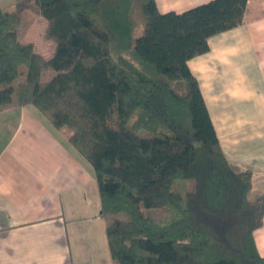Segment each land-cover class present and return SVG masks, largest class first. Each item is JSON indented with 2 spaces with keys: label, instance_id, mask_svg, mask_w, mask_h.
Listing matches in <instances>:
<instances>
[{
  "label": "trees",
  "instance_id": "trees-1",
  "mask_svg": "<svg viewBox=\"0 0 264 264\" xmlns=\"http://www.w3.org/2000/svg\"><path fill=\"white\" fill-rule=\"evenodd\" d=\"M246 1L181 12H159L155 0L0 7V107L30 104L71 130L68 142L93 168L102 214L128 215L105 228L115 264H264L253 235L264 192L252 196V173L225 156L188 66L211 36L242 22ZM134 5L144 25L132 42ZM23 11L45 19L49 56L19 39ZM46 71L56 73L41 81ZM178 179L192 189H172Z\"/></svg>",
  "mask_w": 264,
  "mask_h": 264
},
{
  "label": "crops",
  "instance_id": "crops-1",
  "mask_svg": "<svg viewBox=\"0 0 264 264\" xmlns=\"http://www.w3.org/2000/svg\"><path fill=\"white\" fill-rule=\"evenodd\" d=\"M206 1L155 0L159 12ZM208 44L188 66L225 156L252 173L254 196L264 192V0H247L242 22ZM67 136L33 105L0 107V264H115L108 244L109 256L94 251L92 235L107 225L88 216L106 214L93 168ZM253 235L264 255V217Z\"/></svg>",
  "mask_w": 264,
  "mask_h": 264
},
{
  "label": "rangeland",
  "instance_id": "rangeland-1",
  "mask_svg": "<svg viewBox=\"0 0 264 264\" xmlns=\"http://www.w3.org/2000/svg\"><path fill=\"white\" fill-rule=\"evenodd\" d=\"M15 0H0V7L6 8L7 10H12L14 8ZM132 18L134 21V28L132 32V42L135 41V39L142 33L143 25H144V18L139 11L138 8H136V5H134L132 9ZM46 21L38 13H32L29 11H23L21 15V20L19 23V29H18V37L23 42H31L35 45L37 51L41 52L44 56H49L50 52L53 48L52 41L44 38V29H45ZM56 73V71H46L43 72L40 76L41 81H48L53 77V75ZM19 81L22 80V78H18ZM17 82L14 81L13 85ZM5 85L0 84V89L3 88ZM13 100L15 99V93L12 94ZM63 131L66 133H70L71 130L68 127H62ZM172 189L177 190L181 192L182 194H185L187 191L192 189V183L191 181L184 180V179H178L176 180L173 185ZM88 219L91 220L92 223H95L98 227L102 225V222L104 225H108L115 219H121L126 220L128 218V215L124 212H116V213H109L106 215H97L96 211L93 209L89 213ZM102 218V220H100ZM99 224V225H98ZM104 228V227H103ZM101 227L100 232L95 231L93 233V244H94V251L95 253H104L105 255L109 256L108 250H107V243H106V233ZM94 253V254H95ZM110 258V257H109ZM92 264H94L92 262Z\"/></svg>",
  "mask_w": 264,
  "mask_h": 264
}]
</instances>
